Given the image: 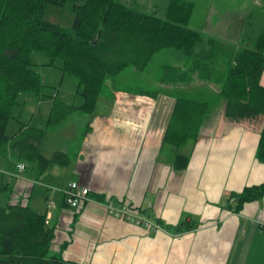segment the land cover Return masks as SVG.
Here are the masks:
<instances>
[{"label": "crops", "instance_id": "obj_1", "mask_svg": "<svg viewBox=\"0 0 264 264\" xmlns=\"http://www.w3.org/2000/svg\"><path fill=\"white\" fill-rule=\"evenodd\" d=\"M136 1L142 3H133L135 8L145 2ZM186 1L193 4L189 27L214 40L213 61L223 58L220 72L225 71L248 13L263 11L264 0ZM260 84L264 86V67ZM112 95L114 103L84 114L88 118L79 135L76 126H61L65 120L46 128L52 105L41 116L44 127L35 125L34 117L27 123L17 119L19 127L12 133L7 124L8 137L21 127L44 128L39 150L48 159L56 152L68 155V145L73 150L68 165L51 163L41 172L15 152L0 156V181L7 185L0 203L44 215L53 229L50 253L74 264H264V198L244 204L237 213L223 207L228 194L264 182V164L255 158L262 119L230 121L219 104L196 140L182 147L189 162L177 172L171 152L162 146L171 114L165 113L167 106L152 96L122 90ZM163 98L161 94L159 100ZM72 181L87 187L90 198L75 210L64 202ZM109 203L147 211L161 229L115 217L106 209ZM181 222L196 226L179 231Z\"/></svg>", "mask_w": 264, "mask_h": 264}, {"label": "trees", "instance_id": "obj_2", "mask_svg": "<svg viewBox=\"0 0 264 264\" xmlns=\"http://www.w3.org/2000/svg\"><path fill=\"white\" fill-rule=\"evenodd\" d=\"M67 1L0 0V156L15 152L19 160L35 164L40 172L51 163L69 164L65 153L56 152L50 159L41 154L39 143L44 128L21 127L12 137L5 132L13 108L20 104L19 95H40L43 84L33 68L32 54L41 53L49 58V65L60 62L62 73L77 80L82 97V103L75 106L54 96L46 128L60 125L76 112L92 115L100 104L112 102V91L152 97L167 93L174 104L162 146L171 152L175 171L187 167L189 157L181 153L182 147L196 140L219 104H223V115L230 121L262 119L255 158L264 164V86L260 84L264 7L263 11L248 13L240 45L225 71L219 72L213 66L214 40L189 27L193 4L186 0H168L162 15L129 7L127 0H86L72 5L70 28L44 19L48 6L63 8ZM164 50L186 57L182 66L162 67L160 80L170 89L118 88L122 72L129 68L142 74L154 55ZM197 81L218 89L208 92L195 85ZM6 190L7 185L0 181V195ZM261 198L264 182L228 194L223 207L237 213L244 204ZM140 213L151 219L147 211ZM195 226L181 222L177 230ZM52 239L53 229L44 215L26 206L0 203V264H74L50 253Z\"/></svg>", "mask_w": 264, "mask_h": 264}, {"label": "rangeland", "instance_id": "obj_3", "mask_svg": "<svg viewBox=\"0 0 264 264\" xmlns=\"http://www.w3.org/2000/svg\"><path fill=\"white\" fill-rule=\"evenodd\" d=\"M85 1L86 0H68L67 4L63 8L50 5L46 9L44 19L46 21L56 23L62 27L70 28L73 22V15L71 11L72 5H81L85 3ZM134 1L135 0H127V4L129 5V7H134L133 5L135 4L133 3H136L138 5L142 3L141 1ZM144 1V5L136 9L146 13H155L157 15H162L164 6L168 0ZM185 61L186 57L180 53H177L176 51H161L154 55L152 61H150L149 65L142 74H136L129 68L122 72L120 74L118 88L128 90L142 88L145 91H152L157 88L167 89L164 87L165 84H163L160 80V78L162 77V67L166 65L181 66L184 65ZM49 62L50 60L45 54H32V63L34 64L33 68L34 70L39 72L43 88L40 90L39 96L30 93L19 95L18 100L20 104L15 106L12 110V118L8 123L7 133H12V131L17 130V128L19 127L16 121L17 119L23 121L24 123H27L32 117H34L35 125L44 127L45 121L43 120L42 122L41 116L42 114L46 115V113H48L53 103L54 96L56 100L65 102L70 105L78 106L82 103V97L80 96L81 87L78 86L77 80L68 74L62 73V71L60 70V62H54L52 66L49 65ZM224 63L225 61L223 60V58L219 57L217 60H215V62H213V66L218 69H224ZM123 77H127V80H123ZM194 84L201 85L202 89H206L208 92L211 90V87H215L213 85L211 86L210 83L206 84L201 81H197ZM161 94L164 95L163 100H161L162 98L159 100V96ZM167 97L173 98L167 93H159L156 97H154L156 98L154 100L157 103L163 102V104L167 106V111H165V113L168 115L174 104V98L173 100H169L166 99ZM38 100H40V105L37 106L36 103L38 102ZM112 103H114V100L112 101ZM87 118L88 117L85 115L81 116L77 114H71L66 117L61 126H64V128L76 126L75 132L79 135L84 129V122H86ZM63 149L64 148H62L61 150ZM72 150L73 147L68 145L69 156H71Z\"/></svg>", "mask_w": 264, "mask_h": 264}, {"label": "built area", "instance_id": "obj_4", "mask_svg": "<svg viewBox=\"0 0 264 264\" xmlns=\"http://www.w3.org/2000/svg\"><path fill=\"white\" fill-rule=\"evenodd\" d=\"M173 107V106H172ZM172 110V109H171ZM25 167L23 164H18V169L23 170ZM90 201L89 189L81 186L77 181H72L68 184L64 190V202L70 209H77L81 202ZM107 211L115 217L122 218L128 222L143 225L146 228L161 229L158 224H153L140 212H136L132 208L126 205L115 207L112 204L106 205Z\"/></svg>", "mask_w": 264, "mask_h": 264}]
</instances>
